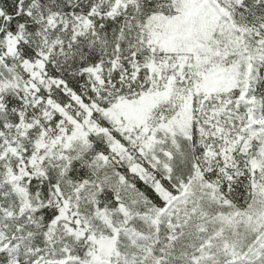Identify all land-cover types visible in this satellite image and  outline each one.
I'll return each instance as SVG.
<instances>
[{"label": "snow or ice", "instance_id": "6c2138e0", "mask_svg": "<svg viewBox=\"0 0 264 264\" xmlns=\"http://www.w3.org/2000/svg\"><path fill=\"white\" fill-rule=\"evenodd\" d=\"M0 264H264V0H0Z\"/></svg>", "mask_w": 264, "mask_h": 264}]
</instances>
